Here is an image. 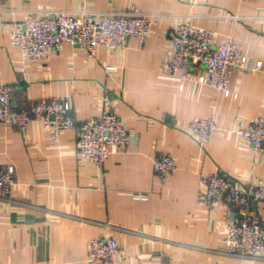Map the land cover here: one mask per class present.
<instances>
[{
	"label": "crops",
	"instance_id": "0c3cea01",
	"mask_svg": "<svg viewBox=\"0 0 264 264\" xmlns=\"http://www.w3.org/2000/svg\"><path fill=\"white\" fill-rule=\"evenodd\" d=\"M49 8H126L154 18L150 35H129L124 48L99 45L88 55L63 42L46 58H24L10 42L13 22ZM186 18L230 34L262 68L233 70L229 93L166 71L171 32ZM0 19V80L13 86L15 101L65 96L75 120L56 142L35 119L25 130L0 124V166L15 167L11 195L0 199V264H90L88 241L107 234L119 245L117 264H264L223 251L237 210L221 199L198 203L201 173L264 181V149L252 152L236 131L264 111V0H0ZM104 106L136 141L126 151L112 146L98 165L77 154L76 133ZM211 114L216 126L201 146L185 125ZM164 151L176 168L160 179L152 162ZM254 214L264 223V201H255Z\"/></svg>",
	"mask_w": 264,
	"mask_h": 264
},
{
	"label": "built area",
	"instance_id": "2783aa9c",
	"mask_svg": "<svg viewBox=\"0 0 264 264\" xmlns=\"http://www.w3.org/2000/svg\"><path fill=\"white\" fill-rule=\"evenodd\" d=\"M153 18V12L126 8L33 10L25 18L13 22L10 42L19 48L24 58H46L51 48L63 42L81 46L88 55H93L99 45L108 49L126 47L129 35L145 39L151 33ZM170 41L172 50L165 62L166 71L176 72L192 82L209 84L224 93L230 92L233 70L262 68V60H250L233 36L197 25L188 18L177 20ZM14 95L13 86L0 80V124H12L25 130L35 119L43 124L54 142L62 132L75 126L68 97L54 95L17 103ZM215 126L211 114L192 118L185 128L203 146ZM236 131L252 152L263 150L264 111L250 120H241ZM76 137L77 154L98 165L109 156L112 146L126 151L136 141L135 130L108 106H104L95 118L81 122ZM152 166L160 179H165L176 168L170 151L154 156ZM14 182V165L0 166V199L10 197ZM133 197L146 199L147 195L135 193ZM218 199L239 213L226 222L223 251L240 258L264 259V223L254 214L255 201H264V181L238 183L221 169L201 173L198 203L212 207ZM118 254L119 245L112 235H98L88 241L87 261L90 264H117Z\"/></svg>",
	"mask_w": 264,
	"mask_h": 264
}]
</instances>
